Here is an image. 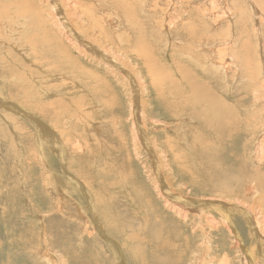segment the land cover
I'll use <instances>...</instances> for the list:
<instances>
[{
  "label": "rangeland",
  "instance_id": "374dc122",
  "mask_svg": "<svg viewBox=\"0 0 264 264\" xmlns=\"http://www.w3.org/2000/svg\"><path fill=\"white\" fill-rule=\"evenodd\" d=\"M19 1L0 0V264H264V0ZM196 86L218 132L171 116Z\"/></svg>",
  "mask_w": 264,
  "mask_h": 264
},
{
  "label": "bare ground",
  "instance_id": "6f19581e",
  "mask_svg": "<svg viewBox=\"0 0 264 264\" xmlns=\"http://www.w3.org/2000/svg\"><path fill=\"white\" fill-rule=\"evenodd\" d=\"M21 1V0H20ZM19 1V2H20ZM55 1V0H54ZM58 2V1H57ZM60 2V1H59ZM17 3V2H16ZM54 3V2H53ZM23 4V3H22ZM21 5V4H20ZM58 5V4H57ZM63 5V4H62ZM28 6V5H27ZM58 6H60V5H58ZM56 7V9H57V11L59 12L61 9V7ZM29 8V7H28ZM5 9V8H4ZM7 9V8H6ZM13 9V8H12ZM38 9V8H37ZM63 9V8H62ZM1 12V11H0ZM34 13V12H33ZM36 13V12H35ZM59 13H61L62 14V12H59ZM70 13V12H69ZM77 13V12H76ZM38 14V13H37ZM71 14V13H70ZM78 14V13H77ZM2 15V14H1ZM63 15V14H62ZM67 15V14H66ZM20 16H21V13H20ZM30 16H32V15H30ZM64 16V15H63ZM73 16V15H72ZM1 17V16H0ZM3 17V16H2ZM7 17V16H6ZM22 17V16H21ZM79 17H80V15H79ZM52 18V17H51ZM74 18V17H73ZM258 18V17H257ZM57 19V18H56ZM62 19H63V17H62ZM72 19V18H71ZM5 20V19H4ZM21 20H22V18H21ZM64 20V19H63ZM77 20V19H76ZM17 21V20H16ZM19 22V21H18ZM85 22V21H84ZM78 23H79V21H78ZM62 24V23H61ZM65 24V23H64ZM0 25H2L3 26V20H2V22L0 23ZM22 25H23V23H22ZM33 25V24H32ZM35 25V24H34ZM42 25V24H41ZM87 25V24H86ZM8 26V24L6 25L5 23H4V27L6 28ZM61 26V25H60ZM67 25L65 24V27H66ZM72 26V25H71ZM92 26V25H91ZM9 27V26H8ZM16 27V26H15ZM41 27V26H40ZM62 27H63V25H62ZM24 28V27H23ZM10 29L12 30V28H11V26H10ZM16 29H18V28H16ZM62 29V28H61ZM69 29V30H68ZM66 31H69V33H68V38H70V42L72 43V40H73V43L76 45V42L78 43V46L79 47H82L81 46V44H80V41L78 40V39H76L77 38V36L73 33V30L71 31V29L70 28H68ZM24 30V29H23ZM193 30V29H192ZM195 30V29H194ZM194 30L192 31L193 33H194ZM15 31V30H14ZM13 32V31H12ZM42 32V31H41ZM64 32V31H63ZM196 32V31H195ZM19 33V32H18ZM21 33V32H20ZM48 33V32H47ZM192 33V34H193ZM67 35V33L65 34V36ZM195 35V34H194ZM193 35V36H194ZM20 38V37H19ZM72 39V40H71ZM21 40V39H20ZM72 43V44H73ZM235 43V42H234ZM64 44V43H63ZM226 44V43H225ZM62 45V44H61ZM227 45V44H226ZM226 45H224V48L226 47ZM85 46V45H84ZM78 47V48H79ZM205 47V46H204ZM207 47H209V46H207ZM87 48V47H86ZM88 48H90V49H87V50H90L91 52H93V54L95 55V54H98V55H100L101 57H102V59H104L105 61H108V64L110 65H112L111 67H114V68H116V69H120L119 67H117L116 65V63L114 62V60L112 59H109V58H106V57H104L103 58V55L101 54V52L100 51H98L95 47H93V46H88ZM223 48V47H222ZM75 49H77V47L75 48ZM201 49V48H200ZM227 50V49H226ZM18 51V50H17ZM223 51V50H222ZM221 51V52H222ZM219 52H220V50H219ZM21 53V52H20ZM214 54V53H213ZM216 54V53H215ZM22 56H24V55H22ZM70 57V56H69ZM228 59V58H227ZM249 61V60H248ZM252 62V61H251ZM116 64V65H115ZM215 65V64H214ZM232 65H234L233 63H232ZM236 66V65H235ZM59 67V66H58ZM219 67L220 68H222V69H224L225 70V72L227 73V71H228V67H231L230 66V64H228V63H226V62H220V64H219ZM253 67V66H252ZM252 69V68H251ZM183 70V69H182ZM123 71V70H122ZM126 73V72H125ZM156 73V72H155ZM186 73V72H185ZM193 73V72H192ZM126 75V74H125ZM124 75V76H125ZM171 75V74H170ZM247 75V74H246ZM42 76V75H41ZM130 76V75H129ZM196 76V75H195ZM52 78V80H56L54 77H51ZM50 79V78H49ZM200 79V78H199ZM135 81V80H134ZM158 81V80H157ZM132 82H133V80H132ZM160 82V81H159ZM158 82V83H159ZM200 82V81H199ZM202 82V81H201ZM168 83V82H167ZM191 84L192 85H195V81H192L191 82ZM198 84H200V83H198ZM79 85V84H78ZM76 86H77V84H76ZM79 87V86H78ZM264 87V86H263ZM205 87H200V86H196V88L191 92V94H189L188 96H186L185 97V100H187L186 102L183 100L182 102L181 101H179V106L177 107V103L175 104L176 105V107H174V108H177V110L176 111H172L173 113H175L174 115L173 114H171V116L172 117H178V119H182V118H184V117H186L187 115H190L191 116V118H184L182 121L183 122H185L187 119H191V120H194L195 119V121L196 120H198V121H196L197 123H199L198 125H201L202 126V128L203 129H207V131H209V130H212V129H214L213 130V132L214 131H216V132H218L215 128H214V126H216L217 128H218V121L220 120H217V117H216V115H214V109H213V107H212V105H211V103L213 102V100H212V97L210 96V94L208 93L209 92V90L207 91L206 89H204ZM74 89V88H73ZM181 89V88H180ZM133 90V89H132ZM84 91V90H83ZM82 91V92H83ZM84 93V92H83ZM160 93V92H159ZM48 94H50L49 92H48ZM109 97V96H108ZM111 97V96H110ZM39 98V97H38ZM161 99H162V95H161ZM92 100H93V98H92ZM141 100V99H140ZM163 100V99H162ZM164 101V100H163ZM89 102H91V100L89 101ZM92 102H95V104H94V106H97L96 104V100H93ZM113 102V101H112ZM142 102V101H141ZM166 102V105H167V108H168V110H170L171 111V105H173V103H171V102H169V101H165ZM4 104V103H3ZM55 104V103H54ZM65 104V103H64ZM12 105V104H11ZM30 105V104H29ZM47 105V107L49 106V104H46ZM51 105V104H50ZM53 105V104H52ZM61 104L59 103V106H60ZM2 106V105H1ZM5 106V105H4ZM31 106H32V104H31ZM45 106V105H44ZM43 106V107H44ZM62 106V105H61ZM65 106V105H64ZM68 106V105H67ZM66 106V107H67ZM100 106V105H99ZM30 107V106H29ZM46 107V106H45ZM44 107V108H45ZM63 107V106H62ZM101 107V106H100ZM215 107V106H214ZM7 107H5V109H6ZM38 108H39V110L41 111V117H43L44 119L46 118V116H44L43 115V112L42 111H44L45 109H43L42 107L40 108V107H34V106H32L31 107V109H33L34 111H32V110H30L31 112H33V113H36V112H40L39 110H38ZM55 108V107H54ZM70 108V107H69ZM223 108H225L224 106H223ZM3 109V108H2ZM63 109L65 110V108L63 107ZM198 110L199 109V111H195V110ZM21 110V109H20ZM175 110V109H174ZM9 111V110H8ZM52 111V110H51ZM66 111V110H65ZM96 111H99V110H96ZM195 111V112H194ZM95 112V111H94ZM61 113H63V112H61ZM28 114V113H27ZM64 114V113H63ZM98 114L99 113H97L96 114V116H98ZM136 114H139V110H137L136 111ZM182 114H184V115H182ZM222 115V114H221ZM192 116L194 117V119H192ZM33 117V116H32ZM66 118H69V117H67L66 116ZM195 121L193 122L194 124H196L195 123ZM182 122V123H183ZM192 122V121H191ZM220 122V121H219ZM222 122V121H221ZM230 123H232V122H230ZM41 126V125H40ZM181 126V125H180ZM200 126V127H201ZM45 127V126H44ZM41 128H43V127H41ZM47 129V128H46ZM44 130V129H43ZM136 131V130H135ZM180 131H181V129H180ZM230 131V130H229ZM178 132H179V130H178ZM212 132V131H211ZM49 133V132H48ZM135 134V133H134ZM191 134V133H190ZM232 134H230V135H228V136H226V137H230ZM191 136H193V134H191ZM196 136H198L199 137V135H197L196 134ZM214 136V135H213ZM208 137V136H207ZM207 137H205V138H207ZM215 138H216V140H218V142H219V144H220V147L219 148H221L222 147V145H223V143L221 142V139L218 137V136H214ZM39 138V137H38ZM56 138H57V136H56ZM182 138V137H181ZM195 138V137H194ZM225 138V137H224ZM51 140V139H50ZM193 141V144H194V146L192 145V149L193 150H195L196 149V151H197V153H198V155L197 156H199V163H200V165H199V167L203 170V173H202V179L205 181V183H206V185L209 187V189H210V193H216V192H219L220 194H222V195H224V196H226V195H233V189L231 188L232 187V184H235V185H237L238 184V181H239V177H237V176H232V178H234V179H232V178H229V174L230 173H232L233 171H235V170H233L232 168H230V166H228V165H224L223 166V164L227 161L226 160V158H225V155H224V157H222V156H220L219 155V151L218 150H214V157L213 158H208V157H205L204 155H203V152H205V151H208V152H210V151H213V149H219V148H217L216 146H215V144L213 143V145H211V143L209 144L208 143V141L206 140V139H204V138H198V139H196V140H192ZM51 142V141H50ZM136 142H137V140H136ZM170 143V142H169ZM167 144V143H166ZM146 145V144H145ZM151 145V144H150ZM54 146V145H53ZM185 146H186V144H185ZM225 146V145H224ZM146 147H147V145H146ZM155 147V146H154ZM175 146H172L171 148H174ZM150 148V153H151V155H152V159H154V160H156V157H155V154H154V152H153V150L151 149V147H149ZM170 148V149H171ZM184 148V147H183ZM189 148H190V146H188L187 147V149L189 150ZM146 149H148V147L146 148ZM259 149V148H258ZM257 149V150H258ZM186 150V149H185ZM263 150V149H262ZM261 150V151H262ZM195 153V152H194ZM175 155V154H174ZM176 158L174 159L176 162H179V161H181L182 160V156H179V155H177L176 154ZM179 156V157H178ZM261 157V156H260ZM259 157V158H260ZM233 160H235L236 161V158L233 156ZM233 160H231L232 162H234ZM156 162V161H155ZM181 162H183V161H181ZM261 162V163H260ZM260 162H259V164H262L261 165V167H263L264 166V161L263 160H261L260 159ZM153 164H155V163H153ZM94 165V164H93ZM158 164H156V166H157ZM155 168V167H154ZM258 170V169H257ZM160 171H161V169H160ZM161 173V172H160ZM159 173V174H160ZM264 174V173H263ZM239 175H241V174H239ZM192 177H194V176H192ZM54 181H56V180H54ZM76 181V180H75ZM252 181V180H251ZM251 181H248V183L249 182H251ZM77 182V181H76ZM160 182L162 183V181L160 180ZM240 183V182H239ZM85 186V185H84ZM83 188V187H82ZM85 188V187H84ZM87 188V187H86ZM248 189L246 190V192H248L249 194H252L251 193V191L252 192H254L255 191V187H253L252 185L251 186H248L247 187ZM87 191H88V189H86ZM251 190V191H250ZM166 193V192H165ZM61 194V193H60ZM167 194H169V193H167ZM63 195L65 196V191H64V193H63ZM170 195V199H172L173 198V195L172 194H169ZM62 196V195H61ZM89 196V195H88ZM67 197V196H66ZM254 197V196H253ZM262 197V196H261ZM87 198V197H86ZM174 198H176V197H174ZM90 201V200H89ZM185 201V200H184ZM91 203V202H90ZM186 203V202H185ZM223 204V203H222ZM247 208V207H246ZM243 209V208H242ZM177 210V209H176ZM250 210V209H249ZM90 211V210H89ZM181 211V210H180ZM240 211V210H239ZM243 211V210H242ZM246 212V211H245ZM240 213V212H239ZM244 213V212H243ZM254 213V212H253ZM256 214V213H255ZM246 215H248V214H246ZM94 219V218H93ZM188 219V218H187ZM252 219V218H251ZM253 220V219H252ZM248 221V220H247ZM250 222H251V220H250ZM257 223V222H256ZM232 224H230V226H231ZM233 227H234V225H232ZM231 226V227H232ZM216 228V227H215ZM252 228V227H251ZM258 228V227H257ZM229 230V229H228ZM252 230V229H251ZM256 233H257V231L255 230V228L253 229ZM252 230V231H253ZM254 232V233H255ZM232 234H234V233H232ZM194 236H196L197 235V232H194V234H193ZM255 235V234H254ZM258 235H259V233H258ZM235 236H236V234H235ZM260 236V235H259ZM263 236V235H262ZM237 237H239V236H237ZM257 238V237H256ZM259 238H261V237H259ZM262 239H264L263 237H262ZM256 240V239H255ZM206 246V245H205ZM239 246V245H238ZM199 248V247H198ZM111 249V248H110ZM48 250V249H47ZM198 251H200V250H198ZM246 251L247 250H244V252H243V258H242V261H240L241 263L240 264H251V262H252V256H251V254H247L246 253ZM224 252V251H223ZM249 252H251V251H249ZM248 252V253H249ZM226 253V252H225ZM52 254H54L53 255V257L55 258L54 260H55V262H56V264H67L68 262H66V260H64V259H60V258H58L57 257V255H56V253L53 251V253ZM202 254V253H201ZM252 254H253V252H252ZM255 256V255H254ZM64 257V256H63ZM227 258V257H226ZM225 258V259H226ZM229 258H227V260H228ZM254 259V258H253ZM263 259V258H262ZM204 260V259H203ZM201 261H202V259H201ZM226 261V260H225ZM256 261V260H255ZM261 261V260H260ZM264 261V260H263ZM48 262L50 263V264H53V262H51V261H49L48 260ZM201 263V262H200ZM252 264H255V263H252Z\"/></svg>",
  "mask_w": 264,
  "mask_h": 264
}]
</instances>
